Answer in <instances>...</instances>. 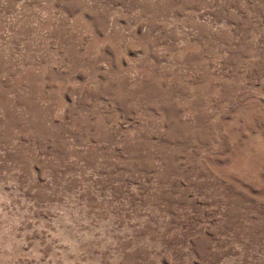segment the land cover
I'll list each match as a JSON object with an SVG mask.
<instances>
[{"label": "rangeland", "instance_id": "374dc122", "mask_svg": "<svg viewBox=\"0 0 264 264\" xmlns=\"http://www.w3.org/2000/svg\"><path fill=\"white\" fill-rule=\"evenodd\" d=\"M0 264H264V0H0Z\"/></svg>", "mask_w": 264, "mask_h": 264}]
</instances>
